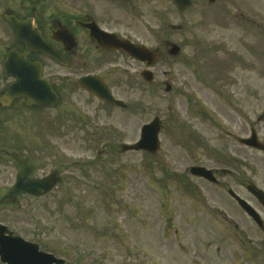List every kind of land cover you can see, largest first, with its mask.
<instances>
[{
    "label": "rangeland",
    "instance_id": "374dc122",
    "mask_svg": "<svg viewBox=\"0 0 264 264\" xmlns=\"http://www.w3.org/2000/svg\"><path fill=\"white\" fill-rule=\"evenodd\" d=\"M236 1H251L250 17L264 23V4L259 7L264 0ZM3 2L0 0V6ZM235 4L238 11L246 10L241 2ZM195 10L196 6L192 21L199 22ZM202 20L208 19L204 16ZM209 23L205 34L209 40L227 34V26L222 25V30L217 22V26ZM234 29L235 36L243 34L241 24L235 22ZM8 30L0 10V88ZM243 30L247 38L246 28ZM254 39L258 40L251 36V41L237 44L246 46ZM259 40L263 45L264 39ZM234 44L237 53L236 41ZM221 58L201 51L195 70L182 67L177 59L169 65V78L162 76L166 67H157L151 88L134 83L130 88H117V96L130 105L129 110L107 108L100 122L92 119L89 129L99 123L104 136H92L89 148L86 139H77L78 132L72 137L58 136L49 124L51 115L40 120L19 111L14 116L17 107H13L4 127L10 143L22 145L30 161L38 164L30 165V177L42 178L58 171L60 181L44 196L21 195L15 204L0 206V223L64 264H264V246H256L259 235L253 223L227 199L224 189L188 172L192 165L212 169L222 167L217 165L264 166V153L243 147L222 132L227 129L241 134L236 130L240 132L244 126V134L249 135L253 126L264 137V115L256 117L259 102L245 100L264 99V88L259 95L258 88L248 93L239 77L245 81L242 74L248 75L264 87L263 79L254 74L253 65L250 71H242L231 62L229 74L235 84L220 83L219 88L214 78ZM198 69L201 82L195 74ZM163 81L172 86L167 93ZM220 90L226 91L227 100ZM155 117L161 123L159 151L155 155L120 153V144L136 142L142 125ZM19 169L18 165H0V188L12 185ZM243 171L249 174L241 167L238 170ZM263 177L264 169H257L254 181L258 186ZM223 181L257 207L239 181L230 177ZM216 208L232 218L233 224L224 223Z\"/></svg>",
    "mask_w": 264,
    "mask_h": 264
},
{
    "label": "flooded vegetation",
    "instance_id": "af4514ba",
    "mask_svg": "<svg viewBox=\"0 0 264 264\" xmlns=\"http://www.w3.org/2000/svg\"><path fill=\"white\" fill-rule=\"evenodd\" d=\"M235 2L237 4L241 2L246 10L238 11ZM261 4L264 3H259L260 8H262ZM250 5L254 6L251 1L243 4L242 1L236 0H191L190 8L180 10L173 0H4L0 10L1 17L9 29V35L2 61L6 53L13 51L21 65L25 64L24 62L35 64L32 65L33 67L25 64V67L27 66L31 71H34L33 69L40 71V77L48 82L56 94V101L55 104L46 107L27 106L24 98L14 99L9 104L0 102V165H21L22 168V165H38L25 155L22 145L10 143L8 140L10 136L4 126L6 120L11 118L9 112L13 107H17L14 108V116L19 111H25L23 116L39 117L40 120L47 119V116L51 115L50 124L58 136L72 137L74 132H78L77 139H86L88 148L92 136L97 139L104 136L103 127L99 123H94L93 129H89L91 127L88 126L89 122L92 119L100 122L105 118L107 108L122 109L110 106L82 89L78 81L83 77L98 78L109 87L115 98H120L117 96V88L120 86L130 88L134 83L147 88L152 87L154 81L148 84L141 78L143 71L153 72L155 80L157 67L161 69L166 67L161 71L162 76L169 78V65L176 59L180 60L182 67L187 69L192 66V70L193 68L195 70L197 57L199 58L202 51L205 55L214 52L222 57V62L215 69L217 73L214 79L216 83L219 82L217 86L235 84L234 78L229 74L231 62L237 63L239 65L237 67L242 71H250L253 65L254 74L256 72L259 79H263L264 82V50H259L260 46L264 49V41L262 45L259 40L264 39V23L250 17L252 13ZM194 6H196V14H199L201 19L199 22L192 21ZM5 16H14L17 20L34 27L37 40L36 51L27 50V48L31 49L32 45H25L17 40ZM204 16L208 19L207 22H203ZM209 22L216 26L218 23V27L222 30L224 29L222 25L227 26V34H218L213 40L205 38L206 31L211 26ZM235 22L242 25L243 34H237L238 39L235 38L237 35L233 34ZM249 32H252L250 37L255 36L258 40L254 39L246 43V46L244 43L237 44V41L242 42L247 39L251 41L250 37L248 38ZM234 41H236L237 53L234 51ZM172 44L180 48V52L175 57L169 54ZM122 45L126 48L131 45H141L155 51L156 59L153 65L150 66L148 60L133 58ZM195 74L201 82L203 77L199 74V69ZM242 76L245 81L240 77L239 79L243 90L249 93L258 88L257 94H261L260 90L264 88L261 84L252 82L248 75L242 74ZM3 79L4 84L0 88V95L14 80L4 76ZM221 93L229 97L225 90ZM243 100L241 99V102ZM245 100L249 102L253 100L256 105L259 102L261 107L258 109L259 114L264 110V103H262L264 99L257 97ZM127 110L129 105L123 109V111ZM238 113L241 111L238 110ZM263 115L264 113L258 118L260 119ZM244 128V126L241 127L240 133H245ZM252 130L257 140L264 144V137L259 136L258 130L250 126L249 132ZM224 132L229 135L226 130ZM9 154L19 155L25 162L14 160ZM217 166L222 167L211 168V170L219 183L210 184L203 179L200 180L221 188L222 185H226L223 178L230 177L239 181L243 187L255 186L257 169H264L262 165ZM240 167L248 170L249 174L245 171L238 172ZM258 181L261 182L259 189L264 191V177ZM9 190L10 184L0 188L1 197H4ZM248 195L256 202L252 195ZM230 200L237 205L232 198ZM255 209L264 221V208L257 203ZM215 210H218L217 214L222 216L224 223L233 224L232 218L224 216L218 208ZM240 211L246 215L241 209ZM246 217L254 224L251 218L247 215ZM254 226L259 239L264 241V230L259 229L255 224Z\"/></svg>",
    "mask_w": 264,
    "mask_h": 264
},
{
    "label": "water",
    "instance_id": "95a60500",
    "mask_svg": "<svg viewBox=\"0 0 264 264\" xmlns=\"http://www.w3.org/2000/svg\"><path fill=\"white\" fill-rule=\"evenodd\" d=\"M179 5L188 4V0H175ZM15 34L16 38L29 45L37 47V40L35 39L34 27L29 23L23 24L20 21H16L14 17L8 18ZM32 34V35H31ZM36 50V49H34ZM43 50L45 48L43 47ZM136 56H139L138 53L134 52ZM15 55L11 52L8 53L6 60L4 61V70L5 76L11 75L16 78V81L10 83L5 93L0 97V102L2 104H9L11 100L18 97H25L27 99L28 105H50L54 100L48 85L40 80L38 76L27 77L26 72L22 71L19 68V64L15 63ZM144 78L147 81L151 80L149 74H143ZM83 87L87 88L90 92L96 93L99 98L108 101L109 103L119 105L124 107V103L114 100L111 97L109 90L104 86L102 89H91L88 87L87 82L80 83ZM45 89V92L42 90ZM92 90V91H91ZM168 88L166 89V91ZM49 98V99H46ZM159 122L155 119L149 125H145L142 128L141 138L138 143L134 145H123L122 150H139L143 149L150 152H155L158 149V131H159ZM250 140V139H249ZM245 140L248 145L255 148L261 149L263 145L255 142L254 140ZM28 172V170H27ZM191 173L196 176H202L208 180H213L210 175V172L202 170V168H192ZM26 174L24 177H17L16 182L13 185L9 198L13 199L16 193H28L31 195H39L42 192H48L56 183L57 178L56 174H52L48 178L40 180H25ZM232 194V193H231ZM258 199L264 204V197L259 193L256 195ZM262 197V198H261ZM240 204L245 210H250V208L242 200ZM0 261L6 264H63V261L55 258L52 254H47L39 251L38 246L27 242L20 237L12 236L11 232L6 229L5 226L0 225Z\"/></svg>",
    "mask_w": 264,
    "mask_h": 264
}]
</instances>
